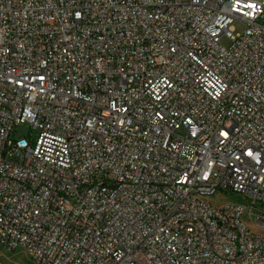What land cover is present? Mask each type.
<instances>
[{
    "label": "built area",
    "instance_id": "built-area-1",
    "mask_svg": "<svg viewBox=\"0 0 264 264\" xmlns=\"http://www.w3.org/2000/svg\"><path fill=\"white\" fill-rule=\"evenodd\" d=\"M262 208L264 0H0V245L264 264Z\"/></svg>",
    "mask_w": 264,
    "mask_h": 264
},
{
    "label": "rangeland",
    "instance_id": "rangeland-1",
    "mask_svg": "<svg viewBox=\"0 0 264 264\" xmlns=\"http://www.w3.org/2000/svg\"><path fill=\"white\" fill-rule=\"evenodd\" d=\"M243 28V24L239 21L234 23V31L240 32ZM220 44L222 46L227 47L229 45V40L225 36L220 39ZM30 133V129L27 125H19L16 128L15 136H24L28 138ZM213 203L216 205H221L225 203H246L244 198L239 195H218L214 196L212 199ZM264 209V208H262ZM244 223L246 226L254 233L259 235H264V225L258 224L254 221L253 217L250 215L249 212H246L243 216ZM0 262L2 264H34L29 257L27 256L26 252L23 249H17L14 251L7 250L4 246L0 245ZM0 263V264H1Z\"/></svg>",
    "mask_w": 264,
    "mask_h": 264
},
{
    "label": "bare ground",
    "instance_id": "bare-ground-1",
    "mask_svg": "<svg viewBox=\"0 0 264 264\" xmlns=\"http://www.w3.org/2000/svg\"><path fill=\"white\" fill-rule=\"evenodd\" d=\"M1 263V262H0ZM2 264V263H1Z\"/></svg>",
    "mask_w": 264,
    "mask_h": 264
}]
</instances>
